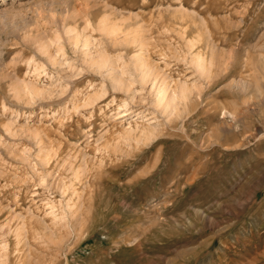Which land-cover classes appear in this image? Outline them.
Returning <instances> with one entry per match:
<instances>
[{
    "label": "rangeland",
    "instance_id": "rangeland-1",
    "mask_svg": "<svg viewBox=\"0 0 264 264\" xmlns=\"http://www.w3.org/2000/svg\"><path fill=\"white\" fill-rule=\"evenodd\" d=\"M0 264H264V0H0Z\"/></svg>",
    "mask_w": 264,
    "mask_h": 264
},
{
    "label": "bare ground",
    "instance_id": "bare-ground-1",
    "mask_svg": "<svg viewBox=\"0 0 264 264\" xmlns=\"http://www.w3.org/2000/svg\"><path fill=\"white\" fill-rule=\"evenodd\" d=\"M88 43H89V41L87 40L86 41V44L88 45ZM104 61H103V63H105L106 62V60L105 59H103ZM200 67H201V69L203 68L204 69V67H203V63H200L199 62V64H198ZM105 67V66H104ZM120 87H122V85L120 86ZM120 89V88H119ZM186 88H181L180 89V95L182 96V97H185L186 96ZM176 99L174 98L173 100H166V103L164 104V111L166 112V113H168V111H169V109H170V106H171V103L172 102H174ZM163 103V102H162ZM18 115H19V113H18Z\"/></svg>",
    "mask_w": 264,
    "mask_h": 264
}]
</instances>
